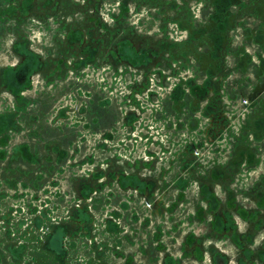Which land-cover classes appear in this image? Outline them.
I'll return each mask as SVG.
<instances>
[{
	"label": "rangeland",
	"instance_id": "rangeland-1",
	"mask_svg": "<svg viewBox=\"0 0 264 264\" xmlns=\"http://www.w3.org/2000/svg\"><path fill=\"white\" fill-rule=\"evenodd\" d=\"M0 264H264V0H0Z\"/></svg>",
	"mask_w": 264,
	"mask_h": 264
}]
</instances>
